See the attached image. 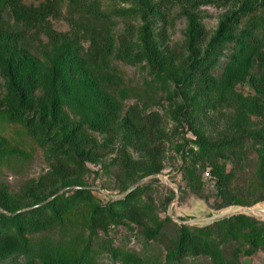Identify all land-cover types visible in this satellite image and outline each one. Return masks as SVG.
<instances>
[{"label":"rangeland","instance_id":"374dc122","mask_svg":"<svg viewBox=\"0 0 264 264\" xmlns=\"http://www.w3.org/2000/svg\"><path fill=\"white\" fill-rule=\"evenodd\" d=\"M20 1L35 10L53 5L54 11L46 17L27 22L18 21L9 4H0L2 24L11 30L21 29L23 45L44 61H52L58 54L56 48L65 44L79 43L91 53L88 64L100 72L99 91L73 70L78 101L64 98L62 108L67 118L82 124L84 135L103 155L88 164L90 170L85 175L60 178L54 185L41 188L46 200L56 196L65 200L75 189L87 188L93 194L92 202L67 199L69 211L61 222L38 231L27 230L33 255L15 251L0 258V264H40L39 255L44 250L72 260L80 257L86 264H215L209 255L166 262L165 243L179 232V221H188L185 224L193 227L198 220L226 209L227 206L215 207L224 205L229 196L264 203V60L254 56L247 80L225 88L226 65L235 44L229 39L233 37L218 33L225 15L247 0ZM252 1L255 10L241 19L230 36H238L246 29L253 14L260 16L253 34L264 43V0ZM126 28L132 29L133 53L142 58L136 64L118 58V35ZM105 34L112 37L113 49L102 56L101 38ZM190 43L198 55L206 53L207 47L214 48L211 74L215 84L210 89L186 82L177 86L176 80L192 52ZM147 48L152 51L153 64ZM259 49L263 51L264 47ZM5 55V43L0 41V58ZM5 86L0 75V101L5 97ZM136 104L143 112L157 110L162 116L166 134L163 168L154 175L146 174L139 165L133 169L121 167L122 150L134 159L142 158L132 147L134 138L129 128L114 125L109 131H99L89 125L90 120L102 114L114 113L122 118ZM0 134L9 147L16 149L0 154V208H6L8 213L25 211L31 208L34 189L45 181L53 161L32 141L26 128L5 120L1 110ZM212 166L229 174L222 192H216L203 175ZM132 187L138 192L134 202L146 210L144 220L136 222L122 215L120 222L92 234V203L119 199ZM54 189L57 192L52 194ZM228 224L224 221L189 229L215 240L226 261L264 264V250L260 248L249 255L235 253L241 244L228 233Z\"/></svg>","mask_w":264,"mask_h":264},{"label":"trees","instance_id":"16d2710c","mask_svg":"<svg viewBox=\"0 0 264 264\" xmlns=\"http://www.w3.org/2000/svg\"><path fill=\"white\" fill-rule=\"evenodd\" d=\"M0 4H9L18 21L38 20L54 11L53 5L42 10H35L25 6L20 0H0ZM151 10L153 11V6ZM254 10L252 0L244 1L237 9L229 11L220 23L218 33L233 37L229 39L235 44L230 61L226 65L223 80L225 88L232 87L235 82L247 80L248 68L254 56L264 60V50L259 49L264 47V43L262 40L258 42L259 39L253 34L260 16L250 15L248 27L243 29L238 36H230L234 34L241 19ZM89 12L95 11L90 9ZM131 37V28H126L118 35L120 42L118 58L124 63L136 64L142 58L140 54L133 53ZM23 38L24 34L21 29L11 30L2 24L0 11V41L5 43L6 47V55L0 58V75L6 82L5 97L0 101V110L5 120L18 123L28 130L32 141L45 150L52 159L53 165L50 173L45 176V181H40L36 191L34 189L32 194L34 202L31 208L10 213L5 210V207H3L5 209L0 208V258L15 251L33 255L35 251L32 246H29L26 234L28 229L38 231L55 222H61L63 215L69 211L72 199L92 202L93 194L87 188L75 189L65 200H60L61 196L46 200L47 196L42 194L41 188L46 187L47 184L54 185L60 178L85 175L90 170L88 164L95 162L103 155L95 142L84 135L82 124L67 118L62 108L64 98L73 102L78 101L71 76L73 70L80 74L83 82L93 90L99 91L97 77L100 72L98 74V70L88 64L92 59L91 53L79 43L75 46L65 44L56 48L58 54L52 61L46 62L23 45L21 42ZM101 40L102 56L110 54L113 49L112 37L105 34ZM191 46L192 43H190V48ZM213 51L214 48L207 47L206 53L198 55L193 48L185 60L186 66L176 80L177 86L181 87L186 82L194 84L197 88H212L215 84L211 74V68L215 64ZM148 53V59L153 64L152 51ZM103 97L109 101L105 95ZM100 116L90 120L89 125L93 129L109 131L114 125L129 128L134 138L132 147L142 154L141 160H137L132 158L128 151L122 150L121 167L133 169L139 165L146 174L152 175L162 170L166 134L162 129V116L157 110L143 112L136 104L122 118L114 113ZM15 151L16 149L9 147L5 137L0 134V154ZM141 162L144 164L141 165ZM203 175L207 181H210L216 192H222L230 179L229 174L224 173L218 166L205 170ZM56 192L55 189L51 190L52 194ZM137 196V190L132 188L119 199H108L103 203L93 202L89 217L90 232L94 234L98 230H106L110 223L120 222L122 215L136 222L143 221L146 210L134 202ZM224 203L215 208L251 205L256 202L250 203L240 195H232ZM224 221L229 222L230 236L241 244L236 248L235 253L243 252L249 255L258 248L264 250V219L237 213L217 221L191 225L193 227L180 223L181 228L177 235L172 239H166V262L173 263L185 256L209 255L215 264H237L222 258L221 250L215 240L208 238L204 233H195L190 230L210 227V225ZM39 257L40 264H86L85 260L80 257L72 260L69 256L58 255L53 250H44Z\"/></svg>","mask_w":264,"mask_h":264},{"label":"water","instance_id":"95a60500","mask_svg":"<svg viewBox=\"0 0 264 264\" xmlns=\"http://www.w3.org/2000/svg\"><path fill=\"white\" fill-rule=\"evenodd\" d=\"M132 188H130L129 190H131ZM169 211H171V206H169ZM237 213H244V214L259 218V219H264V203L263 204L255 203L252 205L229 206L228 208H226V209H224V210H222L216 214H212L211 216H208V217H205V218L198 220L197 223H194V224H204V223L217 221V220H220L222 218H225V217L231 216L233 214H237ZM169 215L171 216V214H169ZM179 222L180 223H186V224L189 223L188 221H184V222L179 221Z\"/></svg>","mask_w":264,"mask_h":264},{"label":"built area","instance_id":"2783aa9c","mask_svg":"<svg viewBox=\"0 0 264 264\" xmlns=\"http://www.w3.org/2000/svg\"><path fill=\"white\" fill-rule=\"evenodd\" d=\"M205 175L207 176V175H208V173L206 172V173H205Z\"/></svg>","mask_w":264,"mask_h":264}]
</instances>
